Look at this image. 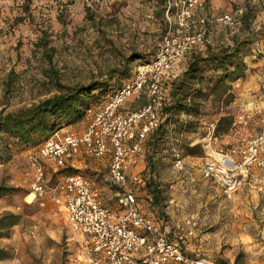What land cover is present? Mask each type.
<instances>
[{
    "label": "rangeland",
    "instance_id": "1",
    "mask_svg": "<svg viewBox=\"0 0 264 264\" xmlns=\"http://www.w3.org/2000/svg\"><path fill=\"white\" fill-rule=\"evenodd\" d=\"M166 2L108 0L107 5L100 6L90 0H77L76 7L75 0H0V116L38 104L63 92L64 87L106 81L109 85L106 91L93 93L92 105L100 106L104 95L125 83L139 62L153 57L165 26ZM202 3L201 16L220 15L237 9H243V12L237 27L214 28L208 44L191 55L205 52L208 46L215 49L228 47L238 39L252 41L249 55H254L259 48L261 54L256 57H264V0H202ZM51 10L54 18L50 17ZM149 14L152 19H147ZM54 19L59 24L57 30ZM133 55L136 57L126 63ZM191 55L177 62V66L187 64ZM125 66L130 69L128 78L118 73ZM174 75L171 73L167 79L169 86L164 93L165 99ZM198 100L199 117L179 114L169 122L166 136L159 139L153 149L144 142V153L136 171L142 182L148 180L155 187L159 199L156 204L152 203L151 194L143 189H138L137 194L143 210L151 213L158 222L171 220L167 208L174 195L168 187L181 179L172 168L171 148L179 147L184 152L185 148L196 146V155L186 158L198 166L210 148L222 147L219 140H208L206 129L209 119L217 116L218 99L210 95ZM144 101V95H141L136 100L127 101L124 108L132 110ZM186 122H191V126H184ZM2 141L10 150L9 158L0 164V185L14 188V192L0 198V214L10 212L20 215L21 219L7 237L0 238V249L6 254L0 264H88L90 242L70 231L62 203L59 198H53L52 189L65 175L99 179L108 170L110 154L100 160L76 158L62 168L46 165L47 195L40 205L30 195L32 175L28 164L29 156L39 149L40 144L35 147L16 146L8 137ZM202 183L204 180L195 172L193 200L208 198L222 201L214 184L205 185L206 188L202 189ZM109 199L113 205L115 201L111 197ZM212 212L214 216L203 226L206 229L204 234L208 236L204 241L206 251L194 252L184 243L185 253L191 257H206L218 264H230V260L233 264H258L247 261L251 256L259 257L264 264V249L260 254L241 250L234 253L227 250V245L219 247L214 236L219 222L216 210ZM171 238L175 237L171 235ZM192 243L197 247V243Z\"/></svg>",
    "mask_w": 264,
    "mask_h": 264
},
{
    "label": "built area",
    "instance_id": "2",
    "mask_svg": "<svg viewBox=\"0 0 264 264\" xmlns=\"http://www.w3.org/2000/svg\"><path fill=\"white\" fill-rule=\"evenodd\" d=\"M32 1V0H30ZM105 6L108 0H90ZM202 0H167L165 26L153 57L139 62L132 77L119 88L107 92L100 106L90 105L84 118L89 119L82 133L56 130L28 158L33 201L40 202L45 190V167L62 168L76 158L103 159L110 154L109 166L99 182L115 201L113 211L103 204L97 191L98 181L78 174L62 176L52 189L59 198L66 223L73 234L90 242L88 264H218L206 257L188 256L180 236H191L199 222L188 212L195 190V172L206 185L214 184L222 199L230 201L248 186L254 169L264 182V115L258 116L257 131L242 135L254 114L243 107L233 119L231 137L236 142L210 148L198 166L188 162L179 147L171 148L172 168L180 179L168 189L182 199L183 219L156 221L139 203L137 194L143 182L136 171L144 153V142L162 123V100L173 66L181 59L203 49L214 28H235L243 9L213 16H201ZM92 7L91 5H89ZM147 19H152L148 15ZM255 54H261L256 48ZM144 95L145 103L129 111L122 107L130 99ZM217 120V119H216ZM216 120L206 124L208 140L216 141Z\"/></svg>",
    "mask_w": 264,
    "mask_h": 264
},
{
    "label": "trees",
    "instance_id": "3",
    "mask_svg": "<svg viewBox=\"0 0 264 264\" xmlns=\"http://www.w3.org/2000/svg\"><path fill=\"white\" fill-rule=\"evenodd\" d=\"M252 41L234 40L232 46L220 47L217 50H206V55H191L186 70L179 76H173L167 99L163 95L161 114L163 121L152 132L145 144L151 149L159 139H163L169 126V122L179 114L187 117L200 116V98L210 95L223 101L226 106L233 98L229 92L230 84L245 75L246 65L244 57L250 53ZM133 55L126 60L129 63L135 58ZM141 60V59H139ZM144 60L142 62H147ZM212 71V75L207 73ZM123 78H128L130 69L124 67L118 71ZM207 77V78H206ZM131 78V77H130ZM205 82V83H204ZM108 82H92L88 85L64 87L63 92L40 101L38 104L22 109L16 113H8L0 116V164L9 158V146L4 141L8 137L16 146H38L53 132L76 124L83 120L85 111L92 105L93 93H102L108 89ZM165 92L168 81H165ZM169 86V85H168ZM215 121L216 119H212ZM210 120V121H212ZM233 123L230 115L221 116L216 120L215 136L225 132ZM191 124L186 122L184 126ZM191 125H189L190 127ZM144 144V146H145ZM196 146L185 148V156H195ZM146 171V170H145ZM147 194H151L152 203L156 204L159 192L155 187L143 181L142 186ZM139 191V190H138ZM14 192V188L0 185V198ZM140 200V199H139ZM21 216L10 212L0 214V238L7 237L12 227L20 223ZM6 258V254L0 249V261Z\"/></svg>",
    "mask_w": 264,
    "mask_h": 264
},
{
    "label": "crops",
    "instance_id": "4",
    "mask_svg": "<svg viewBox=\"0 0 264 264\" xmlns=\"http://www.w3.org/2000/svg\"><path fill=\"white\" fill-rule=\"evenodd\" d=\"M76 2L77 0H75V4ZM75 6L77 7L78 4ZM50 13V17L54 18V12L51 10ZM54 22V28H56V30L59 29V24L56 19H54ZM230 46L232 45L230 44ZM208 48H211V50H217L213 46H208L207 49ZM200 55L205 56L206 51L200 53ZM189 60L190 58L188 59V62ZM243 61L247 68L245 75L234 82H227V84L229 83L231 86V90L229 92L232 94L233 98L226 106L223 104V101H219L218 113L215 119H219L221 116L230 115L233 120L237 112L242 107L247 110H252L254 117L246 128L241 130L240 134L253 135L257 131L258 116L264 115V57L257 58L256 54H254L244 57ZM188 62L182 67H178L176 64L172 68L170 74L172 73L173 75L175 74L174 76H179L186 70ZM212 74V71L207 73L209 76ZM133 100H136V98ZM122 110L124 112L129 111L125 110L124 106L122 107ZM88 120L89 119L87 118H83V120L77 124L67 126L61 130L67 131L68 129L78 128L79 131L76 133H82L88 123ZM206 120L208 121V119ZM210 120L212 119H209L208 122H210ZM232 124L228 130L218 135V140L222 147H225L227 144H232L237 140V137H231ZM94 171L97 170L95 169ZM260 175V171L258 169H254L248 180V186L244 190L236 193L234 198L230 201L222 199V201L216 202L208 198L199 201L193 200V202L188 206V212L192 215H197L199 218V222L194 229V233L191 236H188L179 234L176 230H173L172 235L175 237L180 236L183 244H188V247L192 248L194 252L206 251V244L204 241H206L208 236L205 235L206 229L203 228V226L206 225V221L208 219L214 216L215 213L212 212V210H216V219H218L219 223L217 227V234L214 236L219 243V247L221 244L225 246L227 245V250L229 249L234 253H237L239 250L247 253H262V250L264 249V182L261 180ZM92 179L98 181L96 188L103 200V204L109 209H113V211H115V203L112 205V203L109 202V197L112 198L109 190L103 187V185L99 182V179H96L95 177ZM201 185L202 186L200 188H206L205 183H202ZM172 194L174 196L168 201L169 206L167 208V213L171 220L181 222L183 219V210L181 208L183 202L177 193L173 192ZM149 214L151 215V213ZM192 242L197 243V247L193 246L192 244L194 243ZM223 256L227 257L226 255ZM247 261L257 262L258 264L262 263L259 257L252 256L248 257ZM229 263L233 264V260H230Z\"/></svg>",
    "mask_w": 264,
    "mask_h": 264
},
{
    "label": "bare ground",
    "instance_id": "5",
    "mask_svg": "<svg viewBox=\"0 0 264 264\" xmlns=\"http://www.w3.org/2000/svg\"><path fill=\"white\" fill-rule=\"evenodd\" d=\"M30 195H32V194H30Z\"/></svg>",
    "mask_w": 264,
    "mask_h": 264
}]
</instances>
